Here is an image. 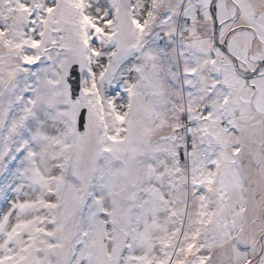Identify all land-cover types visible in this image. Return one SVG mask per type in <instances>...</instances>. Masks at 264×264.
<instances>
[{
  "label": "snow or ice",
  "instance_id": "1",
  "mask_svg": "<svg viewBox=\"0 0 264 264\" xmlns=\"http://www.w3.org/2000/svg\"><path fill=\"white\" fill-rule=\"evenodd\" d=\"M0 264H264V0H0Z\"/></svg>",
  "mask_w": 264,
  "mask_h": 264
}]
</instances>
